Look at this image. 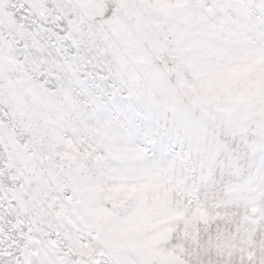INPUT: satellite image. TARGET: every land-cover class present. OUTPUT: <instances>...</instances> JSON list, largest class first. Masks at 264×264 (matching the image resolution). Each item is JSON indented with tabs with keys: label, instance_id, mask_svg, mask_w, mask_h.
Segmentation results:
<instances>
[{
	"label": "snow or ice",
	"instance_id": "1",
	"mask_svg": "<svg viewBox=\"0 0 264 264\" xmlns=\"http://www.w3.org/2000/svg\"><path fill=\"white\" fill-rule=\"evenodd\" d=\"M0 264H264V0H0Z\"/></svg>",
	"mask_w": 264,
	"mask_h": 264
}]
</instances>
